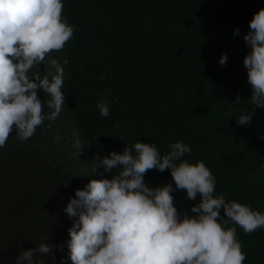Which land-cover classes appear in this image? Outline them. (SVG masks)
I'll return each mask as SVG.
<instances>
[{
  "label": "clouds",
  "instance_id": "9594fccd",
  "mask_svg": "<svg viewBox=\"0 0 264 264\" xmlns=\"http://www.w3.org/2000/svg\"><path fill=\"white\" fill-rule=\"evenodd\" d=\"M98 9L115 21L119 4L0 0V264H243L237 228L228 225L251 234L264 228V212L215 195L216 177L203 161L184 158L187 144L176 141L163 152L142 142L163 114L126 119L125 106L109 103L110 90L98 100L83 89L110 79L104 68L115 45L85 28ZM172 22L152 12L151 30L140 27L129 40L150 46L132 60L140 72L152 75L162 43L183 48ZM243 40L255 107L235 112L239 126L251 124L255 108L264 110V8ZM227 59L222 54L218 62ZM169 70L168 77L182 72ZM154 169L170 171L174 186H151L164 178L147 175ZM177 191L200 200L178 211Z\"/></svg>",
  "mask_w": 264,
  "mask_h": 264
},
{
  "label": "trees",
  "instance_id": "16d2710c",
  "mask_svg": "<svg viewBox=\"0 0 264 264\" xmlns=\"http://www.w3.org/2000/svg\"><path fill=\"white\" fill-rule=\"evenodd\" d=\"M104 1H118L115 21L98 9L88 17L85 28L96 41L115 45L104 68V75H110V79H93L83 89L98 100L110 90L109 103L125 106L126 119H136L138 113L163 114L156 132L144 131L142 142L155 143L163 152L170 143L187 144L191 151L184 158L191 163L203 161L216 177L215 195L223 194L226 201L235 200L264 212V110L255 108L252 122L246 126L237 125L239 113H235L255 107L249 105L252 90L243 59L250 47L243 34L248 32L253 14L264 8V0ZM155 11L173 19L170 32L184 40V46L177 51L170 42L159 45L151 75L149 71L140 72L132 62L150 46H132L129 40L140 27L151 30L146 18ZM159 24L152 23L155 27ZM237 28L241 35L234 36ZM222 54L228 57L225 65L218 62ZM177 67L182 72L168 77L169 69ZM83 77L81 71L78 78ZM237 96L242 101L235 102ZM188 116L192 117L191 124ZM147 175L164 177L153 187L166 183L174 186L168 170L161 173L154 169ZM173 195L178 211L200 200L198 196L190 201L182 191ZM228 226L237 228V238L247 257L243 264H264V228L245 234L239 226Z\"/></svg>",
  "mask_w": 264,
  "mask_h": 264
}]
</instances>
